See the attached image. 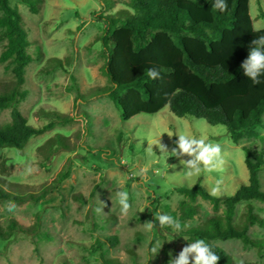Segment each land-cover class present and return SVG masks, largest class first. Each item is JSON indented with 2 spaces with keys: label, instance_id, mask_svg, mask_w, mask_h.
Returning a JSON list of instances; mask_svg holds the SVG:
<instances>
[{
  "label": "rangeland",
  "instance_id": "obj_1",
  "mask_svg": "<svg viewBox=\"0 0 264 264\" xmlns=\"http://www.w3.org/2000/svg\"><path fill=\"white\" fill-rule=\"evenodd\" d=\"M109 1L111 7L104 14L133 12L130 0ZM11 5L22 16L27 50L34 58L25 69L21 91L26 97L19 110L37 128L49 123L53 113L72 119L30 138L23 150L0 149V188L23 198L14 202L12 212L7 210L8 200L0 201V229L6 235L0 238V264H105L95 249L98 241L112 264H167L169 251L175 256L194 241L170 227L159 228L158 222L157 228L148 230L144 222L154 219L156 213L178 219L184 199L178 186L201 184L210 191L220 180L221 195L247 184L249 172L242 147H250L253 155L264 149V128L258 130L261 138L244 137L234 144L225 126L192 116L178 117L169 107L124 121L108 95L98 92L109 85L102 72L105 47L100 38L105 21L98 18L101 1L41 0L37 14L20 0H11ZM250 14L254 28L263 29L264 0H250ZM4 46L5 41H0V55ZM14 84L11 64L0 60V92ZM84 116H88L87 122ZM10 121L11 109H0V128ZM167 133L220 143L224 164L198 179L187 178L179 160L169 157L166 161L155 145L153 150L149 147L161 134V142L169 149L174 147L178 137L169 138ZM66 167L70 168L69 177L50 189ZM259 178L264 189V168ZM46 189L50 190L43 198H31ZM118 191L129 193L127 215L120 212ZM98 194L108 205L103 214L94 211L100 206ZM251 204L264 219V204ZM196 205L199 209L193 218L178 219L182 226L188 225L184 231L223 214V208L214 212L210 202L200 197ZM245 211L246 202L237 206V225L244 223ZM12 223L16 225L13 232ZM248 234L264 241V227L258 224L250 225ZM107 237H116L117 243H106ZM157 242L162 248L153 258L151 249ZM214 244L235 264L264 263V247L248 246L238 239L216 240Z\"/></svg>",
  "mask_w": 264,
  "mask_h": 264
},
{
  "label": "trees",
  "instance_id": "obj_2",
  "mask_svg": "<svg viewBox=\"0 0 264 264\" xmlns=\"http://www.w3.org/2000/svg\"><path fill=\"white\" fill-rule=\"evenodd\" d=\"M20 1L30 12H39L41 0ZM99 1L103 9L98 18L105 21V31L100 38L105 47L102 72L109 85L98 92L108 95L124 121L139 114H157L169 107L178 117L192 116L211 125L225 126L234 144H239L244 137L261 138L258 130L264 128V78L261 84L253 85L240 68L248 55L250 42L264 35V28H254L250 0H227L225 12L214 9L213 0H130L133 12L118 14H104L111 2ZM0 12V41H5L0 60L11 64L15 77L13 87L0 92V109H11L10 123L0 128V149L23 150L30 138L72 117L53 113L49 123L37 128L21 113L18 105L26 97V92L21 91L25 69L34 58L27 50L29 40L22 16L11 5V0H0ZM153 67L161 72L162 79L153 81L147 77V70ZM84 118L87 122L88 116ZM57 142L62 146L61 140ZM242 149L249 179L234 193L212 196L201 184L177 187L184 196L179 205L180 221L198 213V197L209 201L214 212L223 208L222 215L215 214L204 224L182 231L192 241L209 242L220 256L218 264L235 263L227 252L214 244L216 240L238 239L248 246L264 247V241H256L248 234L252 224L264 227V219L251 204L252 201L264 204V189L259 178L264 168V149L255 155L248 146ZM69 175L70 168H64L50 189L57 188ZM50 189L31 198L39 200ZM2 200L17 202L23 198L0 188ZM244 202L245 220L237 225V206ZM15 229L12 223L11 232ZM0 238H6L1 229ZM105 242L114 246L117 238L107 237ZM102 244L98 241L95 249L105 264H112Z\"/></svg>",
  "mask_w": 264,
  "mask_h": 264
},
{
  "label": "clouds",
  "instance_id": "obj_3",
  "mask_svg": "<svg viewBox=\"0 0 264 264\" xmlns=\"http://www.w3.org/2000/svg\"><path fill=\"white\" fill-rule=\"evenodd\" d=\"M212 7L219 12H225L228 9L227 0H213ZM240 68L243 70V75L249 79L253 85H259L264 78V35H259L254 38L248 47V55L241 62ZM147 77L150 80L162 79L161 72L153 67L147 70ZM164 134V133H163ZM169 138L177 136L178 139L174 141L175 146L169 149L167 144L161 142L160 137L150 145L153 150L155 145L166 161L169 157H175L179 160L180 165L183 166L187 178H196L202 176L203 173H211L217 171L223 164V150L220 143L208 142L203 138L196 136L185 135L182 133L172 134L167 133ZM188 157V159H184ZM168 167L175 168L176 165H168ZM221 181L217 180L215 186L210 188V195L217 196L221 192ZM120 212L122 215H127L130 208V196L126 191H118L116 193ZM100 206L95 208L97 214H103L104 208L108 207L105 201L99 199ZM7 210L12 212L16 205L9 201L6 203ZM170 227L173 231L179 233L184 231L188 225H181V222L169 214H154V219L144 222V226L148 230L157 228ZM184 238V237H183ZM186 241L187 239L184 238ZM162 248V244H157L152 247V257H156ZM169 260L167 264H218L220 256L213 250V246L205 239H196L194 242L185 245L178 254L173 256L172 251L168 253Z\"/></svg>",
  "mask_w": 264,
  "mask_h": 264
}]
</instances>
